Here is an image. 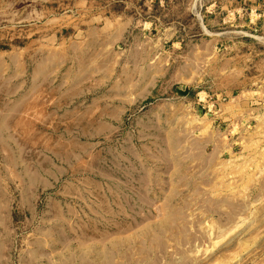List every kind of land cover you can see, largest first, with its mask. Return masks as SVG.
<instances>
[{
    "label": "rangeland",
    "instance_id": "rangeland-1",
    "mask_svg": "<svg viewBox=\"0 0 264 264\" xmlns=\"http://www.w3.org/2000/svg\"><path fill=\"white\" fill-rule=\"evenodd\" d=\"M167 1L0 0V264H264V0Z\"/></svg>",
    "mask_w": 264,
    "mask_h": 264
},
{
    "label": "crops",
    "instance_id": "crops-1",
    "mask_svg": "<svg viewBox=\"0 0 264 264\" xmlns=\"http://www.w3.org/2000/svg\"><path fill=\"white\" fill-rule=\"evenodd\" d=\"M222 1H223V0H222ZM231 1H232V2H233V1L236 2L237 0H231ZM248 1H249L250 3H252V2L255 3V2H256V0H248ZM213 2H214V1H213ZM143 4H144V3H143ZM167 4H168V6L174 4V3H173V0H168V1H167ZM188 4H189V5L191 4V0L188 1ZM209 5H211V4H209ZM254 9H257V7L254 6ZM255 11H256V10H255ZM184 12H186V9L184 10ZM190 12H191V7H190V9H189V13H190ZM151 16H152V13H151Z\"/></svg>",
    "mask_w": 264,
    "mask_h": 264
}]
</instances>
